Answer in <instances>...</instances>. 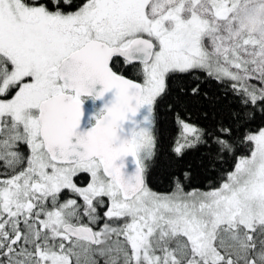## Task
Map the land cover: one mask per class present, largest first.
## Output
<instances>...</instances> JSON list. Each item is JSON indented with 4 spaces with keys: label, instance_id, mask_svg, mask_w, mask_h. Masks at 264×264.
<instances>
[{
    "label": "snow or ice",
    "instance_id": "1",
    "mask_svg": "<svg viewBox=\"0 0 264 264\" xmlns=\"http://www.w3.org/2000/svg\"><path fill=\"white\" fill-rule=\"evenodd\" d=\"M0 264H264V0H0Z\"/></svg>",
    "mask_w": 264,
    "mask_h": 264
}]
</instances>
